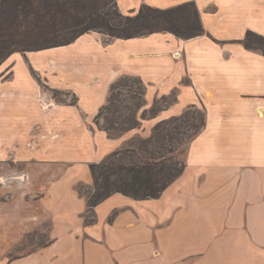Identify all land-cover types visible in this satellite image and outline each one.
<instances>
[{
    "label": "crops",
    "instance_id": "crops-1",
    "mask_svg": "<svg viewBox=\"0 0 264 264\" xmlns=\"http://www.w3.org/2000/svg\"><path fill=\"white\" fill-rule=\"evenodd\" d=\"M191 2L204 35L184 39L160 32L117 39L89 32L52 48L71 51L67 71L79 82L63 89L48 85L71 92L75 103L54 100L33 73L40 72H22L20 60L0 77V251L15 248L35 230L37 214H58L63 224L44 259L14 264L73 259L72 264H108L102 243L69 234L71 214L84 207L75 184L89 181L91 164L136 135L151 136L158 123L190 108L202 109L206 124L187 147L180 177L159 198L136 201L115 194L96 206L100 220L116 211L140 214L139 224L122 230L110 246L130 264H264V54L243 44L248 31L264 36V0H117V5L122 14L133 15L144 5L166 10ZM123 77L138 78L144 86L141 127L112 138L96 117ZM171 96V103L143 118L156 101ZM170 220L169 227L161 226ZM151 235L156 243L149 242ZM153 250L158 255L149 260ZM187 256L188 262L182 258Z\"/></svg>",
    "mask_w": 264,
    "mask_h": 264
},
{
    "label": "rangeland",
    "instance_id": "rangeland-1",
    "mask_svg": "<svg viewBox=\"0 0 264 264\" xmlns=\"http://www.w3.org/2000/svg\"><path fill=\"white\" fill-rule=\"evenodd\" d=\"M96 1L100 4L102 3V0ZM91 3L92 0H87V4ZM178 26L188 29L193 27L195 28V19L191 16L190 11H185L182 13V19ZM253 46L255 48L259 47L257 44H253ZM30 55L31 56H29V54L24 55L17 53L10 56L0 66V77L6 76L17 64L16 62L20 60L17 66H19L21 71L34 68L40 72V74H38V72L33 71L35 77L38 78V81L47 90L50 88L48 84L59 89H63L72 85H78L79 80L77 79V76L73 75V73L70 71H67L66 67L67 62L72 61L73 58L70 50H63L61 48L47 49L38 52H32ZM20 77H22V75H17L16 81L24 82ZM138 80L140 79L134 77H123L118 81V83L116 82V88L110 91V103L107 105L108 109L103 110L102 117L96 119L97 126L103 130L106 126H110L111 122H116V129H111L109 131L110 135L108 134L112 138H118L131 131L128 124L135 117V114H138L141 103L145 102L144 96L141 95L144 86L142 87ZM50 91L53 99L59 103L76 102V96L71 92H62L52 88H50ZM172 100L173 96L156 101L154 107L149 112L144 113L143 118L147 119L153 117L154 115H152V111L155 110V112H158V110H160L163 106L171 103ZM201 114L202 109L193 108L185 118L180 117L181 119L179 121H175L166 125L165 128L162 129L164 134L162 133L157 138H155V140H153V132L149 137L136 135L128 140L122 149L114 152L120 153L118 156L116 155V157H114L112 156L114 153H112L100 163L91 164L89 181H81L76 183L74 186V190L77 192V195L84 201V207L80 213L78 212L79 214H71L72 222H70L68 226L73 230L69 234H72V236L73 234L77 235V237L80 240L82 239L84 242L93 240L94 242L100 244L102 243L107 252L106 257L108 264H130L128 261L129 258H122V251L113 247V245L111 247L109 240H119V238L122 236V230H129L131 227L139 224L136 220V217L139 219L140 214H118L119 211H116L114 214H109L104 219L100 220L98 214H96V207L91 208L88 204V201L93 199L96 193L100 190V185L103 183V177L105 175H108L110 177V182L114 184L112 188L113 191H117L122 188H129V184H131L132 180L125 169L130 166H143L147 162H150L151 164L158 162L160 164V160L155 161L152 157L158 158L156 150L164 152L165 150L163 149V145L165 144L166 148L177 146L178 150L174 155V159L180 163L181 167L182 164H184L186 150L190 143L188 139L190 136H192L195 130L191 127V125L200 124L202 116ZM140 127L141 122L138 128ZM168 131L174 132V136L181 138L182 143L180 145H176V140L169 141L166 137V132ZM177 131H180V133L177 134ZM105 162L107 163L106 166H104ZM93 165H99L96 169V174L99 176L98 180H96L92 171L91 167ZM115 194L124 196L121 193H113L112 195ZM136 201H142V199H136ZM36 221V229L31 233L23 235L20 243L15 248L6 251H0V264H14L19 260L32 256H37L38 258L42 259L46 257V250L57 242V238H55L54 235L52 237V234L55 233L56 229L62 227L63 224L59 221L58 214H37ZM170 222L171 220L168 223L166 222L165 224H162L161 226H163V228H167L171 225ZM92 230L97 232V238L93 239L90 235V231ZM164 237L167 241H172L171 235L165 234ZM156 241V235H151L149 242L156 243ZM154 251L155 250H153L152 255L149 256V260H154L156 255H158V251ZM128 253L130 254L131 252L127 251L126 255ZM134 253L139 255L137 261H141L140 256L142 252L137 250ZM182 258L186 262L190 260L188 256ZM143 261H146V258H144ZM74 262L75 261L73 259L69 264Z\"/></svg>",
    "mask_w": 264,
    "mask_h": 264
},
{
    "label": "trees",
    "instance_id": "trees-1",
    "mask_svg": "<svg viewBox=\"0 0 264 264\" xmlns=\"http://www.w3.org/2000/svg\"><path fill=\"white\" fill-rule=\"evenodd\" d=\"M95 1L87 4V0H0V66L13 54H27L67 46L89 32H99L117 39H131L160 32H170L184 39L206 34L196 4L193 2L166 10L144 5L136 14L124 15L118 8L117 0H102L101 4ZM185 11H190L195 19V28L178 26ZM243 44L247 49H258L264 54L262 35L248 31ZM253 44L259 47L255 48ZM138 82L143 87L142 82L140 80ZM117 83L112 85L111 90L116 88ZM141 95L144 96V87ZM107 105L101 109L96 119L102 117L103 110L108 109ZM143 106L142 102L139 109ZM192 109L158 123L153 131V140L163 133L162 129L166 125L185 118ZM156 113L155 110L152 111V115ZM201 115L200 124L191 125L195 130L188 139L189 142L205 127L203 111ZM115 124L116 122H111L104 131L109 134L111 129H116ZM128 125L130 130L140 126L136 114ZM166 133L169 141L176 140V145L182 143V139L174 136V132ZM178 133L180 131H177ZM163 146L165 151L156 150L158 158L152 157L162 163L147 162L143 166H130L125 169L132 180L129 188L113 191L114 184L110 182V177L105 175L100 190L88 201L89 206L96 207L113 193H121L140 200L159 198L185 169L184 164L180 167V163L174 159L177 146L170 148H166V144ZM119 154L114 153L112 156L116 157ZM106 164L105 162L104 166ZM98 166L91 167L96 180L99 179L96 174Z\"/></svg>",
    "mask_w": 264,
    "mask_h": 264
}]
</instances>
